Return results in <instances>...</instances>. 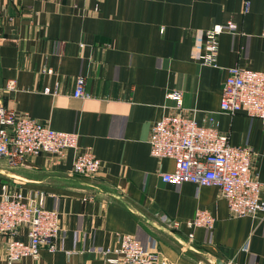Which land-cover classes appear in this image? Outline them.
Listing matches in <instances>:
<instances>
[{"label": "crops", "instance_id": "1", "mask_svg": "<svg viewBox=\"0 0 264 264\" xmlns=\"http://www.w3.org/2000/svg\"><path fill=\"white\" fill-rule=\"evenodd\" d=\"M228 22L235 28L219 33L215 65L201 63L205 30ZM235 65L264 70V0H0V87L15 85L0 102L76 132L78 148L103 163L94 175L74 173L72 148L12 168L0 160V193L19 192L59 213V248L40 247L22 264H119L113 259L127 234L166 264H264V211L233 216L216 186L163 181L173 160L151 155L147 141L151 125L174 110L167 93L179 90L198 124L252 148L264 199V123L219 111ZM78 76L87 97L74 95ZM199 208L214 217L212 229L161 220L191 219ZM5 239L0 234V264Z\"/></svg>", "mask_w": 264, "mask_h": 264}, {"label": "built area", "instance_id": "2", "mask_svg": "<svg viewBox=\"0 0 264 264\" xmlns=\"http://www.w3.org/2000/svg\"><path fill=\"white\" fill-rule=\"evenodd\" d=\"M234 28V23L228 22L205 30L203 51L199 55L201 63L215 65L219 33ZM14 87V80L7 81L0 87V98ZM75 88V96H88L83 76L77 77ZM167 97L174 101V110L151 125L147 139L151 155L173 160L174 168L161 172V179L174 184L187 181L200 187L216 186L233 216H255L263 212L264 199L260 196L261 183L253 172L256 157L252 148L231 144L226 133L198 124L196 108L182 106L181 91L173 90ZM219 111L231 115L244 111L264 123V70L229 67ZM212 119V116L208 117V120ZM69 148L75 149L72 172L94 175L102 169L101 159L91 149L78 148L76 132L53 129L48 123L0 102V160L8 167H15L40 153L60 158ZM161 220L170 228L185 224L212 229L214 225L212 214L200 208L191 219L180 221L162 216ZM0 234L6 235L5 264H22L27 256L37 258L40 247L51 251L59 248L62 235L59 213L19 192L0 193ZM116 253L113 261L119 264H166L165 259H159L157 251L146 249L136 237L128 234L121 236Z\"/></svg>", "mask_w": 264, "mask_h": 264}, {"label": "water", "instance_id": "3", "mask_svg": "<svg viewBox=\"0 0 264 264\" xmlns=\"http://www.w3.org/2000/svg\"><path fill=\"white\" fill-rule=\"evenodd\" d=\"M150 223H151L153 226H155L156 228H158V229L165 230V231H167V232L170 231V230L167 229V227L164 226V225L158 224V223L153 222V221H150ZM177 239H178V241H179L181 244L186 245V242H185L184 240H182V239H180V238H177ZM212 263H213V264H227L226 262L221 261L220 259L212 260Z\"/></svg>", "mask_w": 264, "mask_h": 264}]
</instances>
